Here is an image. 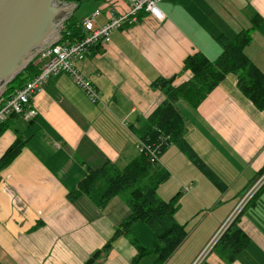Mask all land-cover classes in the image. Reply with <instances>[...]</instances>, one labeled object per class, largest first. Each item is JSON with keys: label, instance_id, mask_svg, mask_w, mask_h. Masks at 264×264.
Segmentation results:
<instances>
[{"label": "crops", "instance_id": "1", "mask_svg": "<svg viewBox=\"0 0 264 264\" xmlns=\"http://www.w3.org/2000/svg\"><path fill=\"white\" fill-rule=\"evenodd\" d=\"M63 2H79L77 10L92 2L81 19L76 10L68 20L73 16L81 23L100 11L96 27L129 12L128 0ZM158 5L162 21L138 15L79 64L101 92L99 104L70 76L58 74L33 99L37 117L29 122L10 117L0 137V159L17 137L25 146L0 172L1 264H84L112 238L131 215L123 196L100 209L85 195L73 202L68 195L89 167L112 162L124 169L140 156L142 131L165 99L152 89L153 81H189L193 73L184 67L189 55L200 51L215 61L222 51L216 38L234 39L252 26V19L256 28L245 53L264 69V0H163ZM237 84V76L230 74L198 108L177 103L186 118V140L226 189L221 191L175 145L162 155L159 164L171 176L157 192L165 201L179 198L176 220L187 231L165 264H194L264 169V110ZM239 229L250 243L235 259H229L231 251L221 240L200 264H264V188L227 234ZM132 236L154 248L155 236L144 223L134 225ZM136 256L130 238L121 237L98 264H132ZM154 260L149 255L139 264Z\"/></svg>", "mask_w": 264, "mask_h": 264}, {"label": "trees", "instance_id": "2", "mask_svg": "<svg viewBox=\"0 0 264 264\" xmlns=\"http://www.w3.org/2000/svg\"><path fill=\"white\" fill-rule=\"evenodd\" d=\"M251 21L252 26L240 31L234 39L226 35L216 38L222 51L215 61L200 51L189 55L184 61L185 69L193 73L189 81L181 85H175L174 78L160 77L153 81L152 89L163 92L165 99L148 118L140 137L145 145L158 148L159 159L175 145L221 191L226 189V185L186 140V118L178 109L177 103L184 100L193 108H198L228 75L234 74L238 78L237 86L240 92L258 110H264V69L259 68L245 53L246 47L253 40L256 28L254 19ZM80 24L73 16L66 21L63 41L73 42L79 39L82 35ZM37 73L38 69L32 62L27 70L11 83L3 95L4 99L11 98L17 89L22 88ZM10 120L0 126V137L9 129ZM24 146L25 142L21 137H17L0 159V172L18 157ZM159 163H152L150 156L145 152L124 169L118 168L112 162H107L98 169L89 167L84 179L69 193L68 198L71 202L85 195L100 209H104L113 198L123 196L131 211V215L120 224L105 246L96 251L84 264H98L111 251L114 241L121 237L130 238L137 250V256L132 264H139L149 255L155 256L153 264H165L184 242L187 237L186 228L176 220L180 206L179 198L165 201L157 192L159 186L167 182L171 176ZM138 222L144 223L153 232L155 236L153 249L144 247L132 236V228ZM222 243H226L231 251L229 259L233 260L235 255L249 245L250 240L239 229L231 236L226 234L222 238Z\"/></svg>", "mask_w": 264, "mask_h": 264}, {"label": "built area", "instance_id": "3", "mask_svg": "<svg viewBox=\"0 0 264 264\" xmlns=\"http://www.w3.org/2000/svg\"><path fill=\"white\" fill-rule=\"evenodd\" d=\"M129 12L114 16L102 27H96L94 20L100 11H96L90 17L82 20V35L76 41L62 40L43 51L33 61L38 69L37 75L28 81L22 88L17 89L11 98H0V126L6 123L13 115L21 117L29 122L37 117L38 112L33 106L34 97L41 92L48 81L58 74L70 76L74 83L86 94L93 104H99L102 100L101 92L95 83L87 78L79 68V64L86 60L95 47L103 46L111 41V34L125 24H133L141 12L151 14L158 20L164 19V14L159 8L163 0H128ZM138 148L141 153L148 154L152 163L160 161L158 148L145 145L140 139ZM264 188V169L256 180L248 188L239 201L237 207L222 224L218 233L213 237V245H208L194 264H200L202 260L212 251L219 239L226 235L233 224H235L241 213L250 205L255 196ZM216 244V245H215Z\"/></svg>", "mask_w": 264, "mask_h": 264}, {"label": "water", "instance_id": "4", "mask_svg": "<svg viewBox=\"0 0 264 264\" xmlns=\"http://www.w3.org/2000/svg\"><path fill=\"white\" fill-rule=\"evenodd\" d=\"M79 5L61 0H0V98L37 56L62 40L65 22Z\"/></svg>", "mask_w": 264, "mask_h": 264}, {"label": "rangeland", "instance_id": "5", "mask_svg": "<svg viewBox=\"0 0 264 264\" xmlns=\"http://www.w3.org/2000/svg\"><path fill=\"white\" fill-rule=\"evenodd\" d=\"M88 5H92V2H84V3H82V8H80L79 10H77L76 11V16H77V18L78 19H81V17L82 16H84V15H86L87 14V9H86V6H88ZM159 195V194H158ZM160 197V196H159ZM161 198V197H160ZM162 199V198H161ZM171 200V199H170ZM169 201V200H168ZM217 233H218V231H217ZM216 233V234H217ZM215 234V235H216ZM225 236V235H224ZM224 236L222 237V238H224ZM222 239L220 238L219 239V241L216 243V244H218L220 241H221ZM215 244V245H216ZM210 245H213V243H211Z\"/></svg>", "mask_w": 264, "mask_h": 264}]
</instances>
